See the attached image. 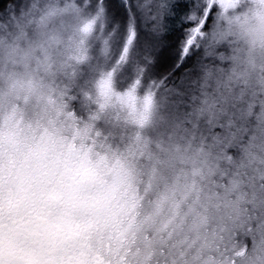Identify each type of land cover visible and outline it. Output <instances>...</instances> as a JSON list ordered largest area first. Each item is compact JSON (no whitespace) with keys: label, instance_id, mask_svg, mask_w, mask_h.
Masks as SVG:
<instances>
[{"label":"clouds","instance_id":"1","mask_svg":"<svg viewBox=\"0 0 264 264\" xmlns=\"http://www.w3.org/2000/svg\"><path fill=\"white\" fill-rule=\"evenodd\" d=\"M228 2L212 0L183 90L146 77L129 96L100 83L120 52L103 51L110 17L80 60L94 12L8 0L0 264H264V0Z\"/></svg>","mask_w":264,"mask_h":264},{"label":"snow or ice","instance_id":"2","mask_svg":"<svg viewBox=\"0 0 264 264\" xmlns=\"http://www.w3.org/2000/svg\"><path fill=\"white\" fill-rule=\"evenodd\" d=\"M80 8L94 12L79 28L76 50L77 59H84L87 43L97 20L110 17L112 28L104 40V53L115 40L120 52L115 65L104 72L101 86L111 90L114 78L121 87H129V96L138 86L151 80V85L171 83L178 92L183 90L186 70L192 68L199 39L204 36L216 12L212 0H79ZM228 0H220V7L227 10ZM5 5H0V11ZM65 10L79 12L76 4L66 5ZM60 10L51 9L42 17ZM163 32V35L161 33ZM220 131V129H216ZM100 264H104L103 261Z\"/></svg>","mask_w":264,"mask_h":264},{"label":"trees","instance_id":"3","mask_svg":"<svg viewBox=\"0 0 264 264\" xmlns=\"http://www.w3.org/2000/svg\"><path fill=\"white\" fill-rule=\"evenodd\" d=\"M8 0H0V5H6Z\"/></svg>","mask_w":264,"mask_h":264}]
</instances>
